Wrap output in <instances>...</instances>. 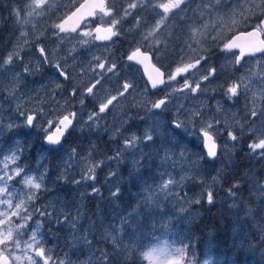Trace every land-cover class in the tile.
I'll use <instances>...</instances> for the list:
<instances>
[{"label":"rangeland","instance_id":"1","mask_svg":"<svg viewBox=\"0 0 264 264\" xmlns=\"http://www.w3.org/2000/svg\"><path fill=\"white\" fill-rule=\"evenodd\" d=\"M23 1L25 2V0ZM81 1L46 0L48 7L44 8L39 15L33 13L28 16L27 12L23 13L27 23L18 24L16 19L10 15L12 10L0 12V62L13 52L21 53L30 49L34 53V57L28 61V65L33 71L22 76L18 85H15L19 93L23 95V99H11L8 95V85L13 81L14 74L22 73L23 69L27 67L24 61L21 62L14 58L13 64L0 68V81L3 82L5 88L4 91H0V103L3 104L5 122H7V117L15 115L16 104H21L24 109L33 111L38 110L43 104L46 105V113L54 109H60V112H63L64 109L67 112L74 111L77 114V120H79V123L62 141V146L58 150H51L44 144L43 134L39 129V125L43 124L46 119L53 118L49 115L39 116L36 128L15 129L16 135L6 132L4 136L0 137V151L12 146L14 140H20L26 150L19 163L25 167L26 171L28 169H32L33 172L37 169L43 171L47 168V179L53 181L63 171L61 158H66L67 153L73 149L79 154L75 160L81 162L80 167L113 156L121 144V139L118 137L116 140H112L113 131L110 130L120 128L124 121H128L125 127L130 129V132L138 134L142 133L145 128L156 127L159 132V135L155 137L156 144L152 147H143L144 152L150 153L153 148H159L161 144L177 153L183 152L185 159L175 160L176 178L193 175L197 177L196 181L186 180L183 182V192L180 188L174 191L180 192L181 195L186 192L189 197H192L202 188L213 185L215 177L218 181L214 185L215 203L209 205L202 200L198 205L192 203L180 205L176 204L175 199L165 201L161 197L158 206L146 207L144 205L146 189L159 182L157 173L163 170L160 156L154 154L151 159L142 160L139 171L136 172L132 171L134 157L131 154H125L123 162L119 164L105 163L97 169L95 186L100 188L103 198L87 195L83 199L81 198L82 193L90 192L89 185L92 182L79 187L74 186L71 180L79 179L80 167H73L72 172L75 175L70 176L67 183L51 184L52 190L36 200L35 207L39 208L42 205L53 203L59 211L71 213L73 216L76 215L79 207L83 218L75 233L68 225L58 227L55 224H45L40 230L43 246L51 250L54 258L63 259L67 255L75 264H80L81 261L88 258L90 253L87 246L74 244V236H82L91 226L90 238L94 237L93 246L107 247L111 250L110 242L104 240L105 231H111L108 228L109 225L119 226L121 218L130 217L133 220V228H124L123 232L119 233L124 244L131 246L128 252L129 264H148L146 260H143L142 253L151 247L165 243L173 248L189 245L188 256L198 264H203L206 259L210 261V264H264V254H262L264 253V243H260V236L264 232L259 230L264 229V199L258 200L252 188L255 181L264 183V159L249 155L248 143L251 134L248 130L245 131L251 122L246 115L247 110L261 106L259 94L261 90H264V80L250 78L251 91L248 92L247 97L241 94L239 98L230 101L225 97L223 91L215 89L216 85L212 83L215 77L201 84L202 93L191 94L185 90L183 94H177L173 98L167 109L149 113L145 107L146 102L150 107L152 100L159 99L165 93H170L174 88L183 85L185 77L190 82L197 80L204 73L205 68L212 66V62L208 59L207 63L202 61L198 65L199 71L190 69L188 73L178 76L177 80L172 82L171 87L164 86L162 90L152 92L140 67L124 60L126 57L124 59L118 57L115 52V47L121 51L120 55L122 53L128 55L136 47L149 51L152 55L155 52L153 60L168 74L182 64L194 63L195 59L200 56L202 51L209 48L211 43L216 46H219L220 43L223 45L235 31L247 28L252 24H258L261 17L256 16L250 20H241L239 16L232 17L233 9L237 12L240 11L237 0H223L220 8L213 10L211 16H208L207 13L204 14L201 23L194 22L200 15L198 11L195 12V15L192 11L182 12L178 16H172L166 20L167 26L162 24L152 37H147L148 31L155 28L156 22L161 19L157 12H162V10L154 11L153 5L165 2V0H151V3L148 0H106L108 7L118 6L114 10V12L119 11V15L115 17L117 19L123 16V10L127 8L128 4H138V7L132 10V14L119 25L117 30L120 31V36L115 47L100 45L91 37H81L79 33L87 31L85 27L74 35H63V38L56 37L47 44H41L42 36L54 38L53 25L57 24L62 15L64 17ZM27 3H31V0H27ZM239 3H243V0H239ZM199 4L200 0H196V3L191 4L190 7L196 10ZM138 19L141 20L139 26H137ZM104 20L108 21L109 18L105 17ZM233 20L239 23L233 24ZM208 36L210 44L205 46L204 40ZM81 39L88 40L89 43L82 44ZM38 46H44L46 51L59 53L58 56L52 55L49 58L52 64L62 59L61 67L66 69L69 79H63L54 67L45 65L46 63L37 51ZM232 56L230 55V57ZM70 57H74V59ZM93 57L101 59L110 57L117 63V73L103 82V88L100 90L101 96L115 95L117 87L125 80H132L136 85V89L126 95L125 99H121L115 107L110 106V110L101 114L102 118L99 121L101 127L98 129H89L84 124L89 113L97 110L93 100L83 97L84 106L82 107L79 104L81 99L79 93L75 98L69 95L73 87L80 86L83 90V86L88 85L92 80L89 62ZM234 58L235 55L230 59L233 63L231 67H234ZM63 60H67L66 65ZM250 60L241 68L240 76L246 75L250 66L255 68L258 61H264V54ZM17 68L21 71H17ZM92 68H95V64H92ZM253 94L258 98L255 105L252 104ZM181 106L184 110H180ZM196 108L202 110L207 121H220L221 134L217 139L220 140V145H227L228 152L220 151L219 157L214 162L209 161L205 155L202 138L197 132L199 125L193 128L189 123L187 130H181L182 136H177L169 126L175 119L185 120L188 115L187 110ZM16 122L19 123V119ZM240 125H245L243 133L240 131ZM253 127L264 130V117L257 119ZM228 130L235 132L239 137L238 142H229ZM93 147L95 148L92 153L94 160H84L89 156V150ZM5 154L7 153L5 152ZM160 155H163L162 149ZM135 158H139L138 154ZM182 168L185 170L182 171ZM110 171L116 172V178H109L106 181ZM218 173H220L219 176ZM15 179L17 182L14 186L20 189V177ZM201 181L206 183L202 184ZM237 182L241 186L237 191L240 200L236 201L238 207L230 208L229 205L233 201L228 198L226 190ZM117 185L121 189L120 195L117 199L112 200L109 198V188L114 189ZM25 191L27 190L25 189ZM181 206L186 209L183 213L179 212ZM246 207L253 209L252 218L245 217ZM29 210H32L31 207ZM49 211L52 209L50 208ZM214 214L221 224L219 230L214 229L210 224V217ZM15 219L18 222V218ZM40 219L42 218L38 214L33 213V221L29 223L34 226V222ZM101 219L103 225L100 223ZM59 232L62 233L63 239L57 237ZM30 234L31 228L27 230L23 239L27 240ZM216 236L230 238L229 245L232 251L227 252L222 244H218ZM96 241H100V243H96ZM251 245H256V247H251ZM16 254L20 255L21 253L16 250ZM23 264H27V261H23Z\"/></svg>","mask_w":264,"mask_h":264},{"label":"snow or ice","instance_id":"2","mask_svg":"<svg viewBox=\"0 0 264 264\" xmlns=\"http://www.w3.org/2000/svg\"><path fill=\"white\" fill-rule=\"evenodd\" d=\"M151 3V0H148ZM223 0H200V4L196 10H193L190 5L196 3V0H165V2H160L153 5V10L161 9L162 12H157V15L161 16V19L156 22L155 28L148 31L147 37H152L154 33L161 28V25H165V21L170 19L172 16H178L180 13L189 12H199L200 15L195 19V23H201L204 18V14L207 13L211 16L213 10L220 8ZM240 11L232 10V17L239 16L241 20H250L253 17L259 16L264 17V0H243V3H239L237 0ZM48 4L46 0H31V3H27L25 0V6L13 7L10 15L13 16L17 23H27V19L23 17V13L27 12L28 16L33 15V13L39 15L44 8H47ZM138 4L130 3L127 8L123 10V16L119 19L115 18L119 15V11L114 12V6L108 7L105 4V0H98V3L94 4H80L76 8L75 12H72L70 16L61 20L60 23L53 25L54 35L59 36L60 33H77V29L80 27L79 21H87L85 16L95 17L99 15L102 22L108 23L107 28L97 26L92 31H82L79 33L81 37H92L93 40H103L112 41L113 37H119L120 31L117 30L121 22L127 18V16L132 14V10L136 9ZM87 9L86 13L84 10ZM79 14V16H78ZM247 14V16H245ZM73 17H78L77 22L68 27L69 21ZM108 17L109 20L105 21L104 18ZM141 23V20H137V26ZM239 23L233 20V24ZM207 27V25H205ZM59 31L56 32L55 30ZM195 32V30H194ZM245 36L249 38L255 37V40L249 39L244 41L242 44L239 43V36H233L231 40L223 44V49L225 51H231L234 48L240 49V55L235 57V64H240L243 57L246 55L245 49H247V54L253 55L255 53H264V39L259 37L264 35V19H260L259 23L252 26V31L244 33ZM82 44H88L89 41L81 39ZM37 51L40 54L41 59L45 63H49L54 67L58 75L63 79H69L66 69H62L61 62L57 61L54 65L49 59L52 55H59V53H52L51 51H46L44 46H38ZM74 51V49H73ZM157 52L159 49L157 48ZM156 53L154 52L153 55ZM15 59H22L18 52L10 53L5 60L0 62V68H5L14 63ZM74 59V57H70ZM150 60L148 51H141L139 47H136L134 51L127 56V61H136L138 64L145 65L147 69L146 62ZM207 63V57L198 56L194 63L182 64L178 66L174 71L167 74V79L164 78L165 74L160 72V69L154 68L156 73L159 75L154 78L152 75L148 76V83L152 89H157L160 86L171 87L172 82L177 80V77L181 73H188L190 69H198V65L201 62ZM66 65L67 60H63ZM92 64H95V68H92ZM117 63L112 61L110 57H105L101 59L100 57H93L92 61L89 62V71L91 72L92 80L88 85L83 86L81 90L80 86L73 87L69 93L70 97L75 98L79 93L81 99L79 104L84 106L83 97H88L92 99L96 105L95 111L89 113L87 121L84 122L85 126L89 129L101 127L99 121L101 120V114L106 113L111 107H115L116 103H119L121 99H125L126 95L131 94L135 89L136 85L132 80L123 81L116 89L115 95H100V90L103 88V82L108 80L111 75L117 73ZM33 71L30 67H25L22 73L14 74L13 81L8 85V95L11 99H23V95L19 93L18 85L19 80L22 76H26ZM217 76V69L215 67H207L204 69V73L199 76L195 81L190 82L188 78L185 77L183 85L179 88H174L172 92L165 93V95L159 99L152 100L150 102V107L148 102L145 103V107L149 113H153L155 110L163 111L167 109L168 105L172 102L173 98L177 94H183L187 90L191 94H197L198 92H203L201 84L203 82L210 81ZM255 77L256 80H264V61H258L255 68L249 67L246 75H242L231 82H228L226 87L220 85L223 89L224 95L228 100H234L239 98L241 94L247 97L249 91H251V84L249 79ZM59 87V86H57ZM3 82L0 81V91H4ZM214 91V90H213ZM54 98V97H53ZM258 102V98L253 94L252 104L255 105ZM259 102L261 106L259 108L252 107L247 110L246 115L250 119V123L247 125L248 132L251 134L250 141L248 143L249 155H255L259 159H264V130L257 129L253 127L257 119L264 117V90L260 91ZM45 106L41 105L38 110H28L24 109L21 104H16L14 108L15 115L13 117H7V122H5V117L3 115V104L0 103V137L4 136L6 132H11L14 135L15 129L36 128L38 125L36 123L39 116H53L52 119H46L43 124L39 125L40 132L43 134L44 144L48 146L51 150H58L62 146V141L66 134L75 127L79 120H77L76 112H67L66 109L60 112V109H54L50 112H45ZM247 108V104H246ZM180 110H184L183 106ZM219 110V109H218ZM59 113V114H58ZM66 113V114H65ZM188 115L185 120L181 121L175 119L169 125L173 132L177 136H182V129L187 130L189 123L193 128L199 125L197 129L198 134L203 140L204 148L206 149V157L214 162L218 157V151L228 152L227 145H218L216 142L217 137L221 134L219 130L220 121L210 122L207 121L202 110L200 108L188 109ZM19 119V123H17ZM128 121L116 128L113 131L111 137L112 140H116L118 137L121 139V144L115 150L113 156L106 157L105 160H100L98 162H92L85 164L84 167H80L79 161L75 158L79 155L74 149L67 153L66 158H61L63 171L55 178L53 181H48V169L45 168L43 171L37 169L33 172L32 169L25 170L19 161L26 150L23 143L20 140H14L12 146L6 150L0 151V264H23V261H27V264H75L70 257L65 255L63 259L56 257L54 258L51 254V250L46 249L43 246V241L40 238V230L45 224H55L58 227L63 225H68V227L75 233L78 231L77 226L80 224L83 218V213L80 208H77L76 215L71 213H65L59 211L53 203L47 205H42L41 207H35V201L40 199L44 193L51 191V184H61L67 183L69 177L75 175L72 172L73 167H80V177L79 179H72L71 183L74 186L79 187L82 184H88L92 182L89 187L90 192L82 193L81 198L85 195L87 196H98L103 198L101 190L96 187V171L101 168L105 163H121L124 160L125 154L133 155V172L139 171V166L141 161L144 159H151L152 155L160 156L162 171L158 172L159 182L154 186H148L146 189V195L144 199V205L150 207L153 205H159L161 202V197L165 201L169 199H175L176 204H200L202 200L209 205L215 203L214 199V185L218 183L217 179L213 178V185L202 188L199 193H194L192 197H189L186 192L181 195L180 192L174 191L177 188L181 189L183 192L182 184L186 180L196 181L197 177L193 176H180L179 179L175 175V160L185 159L184 153H177L172 149L166 148L163 144L159 148H153L150 153H145L143 147H152L156 144L155 137L159 135L158 129L156 127L145 128L142 133L138 134L136 132H130V129L125 127ZM245 125H240V131L243 133ZM130 133V134H129ZM227 136L229 142H238L239 137L234 131L228 130ZM161 149L163 150V155H160ZM95 148L89 150V156L84 158L87 161H93L94 157L92 153ZM5 152L7 154H5ZM138 154L139 158H135ZM230 154V153H229ZM195 166V163H193ZM171 167V170H170ZM182 171L185 169L182 168ZM223 171V170H221ZM220 173L217 175L219 176ZM16 177H20L19 183L21 185L20 189H17L14 185L17 182ZM115 179L116 172L110 171L108 173L107 179ZM202 184L206 183L201 181ZM240 184L233 183V185L228 188L227 194L228 198L233 201L229 205L230 208L238 207L236 204L240 197L237 195V191L240 189ZM256 198L264 199V183L260 181H255L252 185ZM25 189L27 191H25ZM120 187L117 185L115 188H109V198L115 200L120 195ZM31 207V211L29 210ZM52 211H49V209ZM186 209L181 206L179 212L183 213ZM33 213L38 214L42 219L36 220L34 226L30 224L33 221ZM131 216V214H130ZM253 209L250 207L245 208V217L252 218ZM15 218H18V222ZM103 225V220L100 221ZM94 224V222H93ZM259 227V226H258ZM31 228V234L27 240H24V235L27 234V230ZM108 228L111 229L110 232L105 231L104 240L110 242L111 250L107 247H94L93 238H90L92 227L85 231L82 236L73 237L75 245L87 246L90 255L85 261H81L80 264H129L128 262V252L130 245H125L123 238L119 233L123 232L124 228H133V220L130 217H123L120 219L119 226L109 225ZM264 232V229H259ZM115 233V235H114ZM100 243V241H96ZM260 243H264V234L260 236ZM23 245V246H22ZM251 247H256V245H251ZM189 245H183L182 247H171L167 243L163 245H156L149 248L147 251L142 253L143 260H146L148 264H198L192 257L188 256ZM16 250L20 251V255L16 254ZM32 254L29 255L28 253ZM264 254V253H262ZM203 264H210L209 260H204Z\"/></svg>","mask_w":264,"mask_h":264},{"label":"flooded vegetation","instance_id":"3","mask_svg":"<svg viewBox=\"0 0 264 264\" xmlns=\"http://www.w3.org/2000/svg\"><path fill=\"white\" fill-rule=\"evenodd\" d=\"M24 3L25 2L23 0H0V12L10 11V10H12L13 7H21V8H23L24 7L23 6ZM105 4L107 6V1L106 0H105ZM117 8H118V6L117 7L115 6L114 10H116ZM72 10L70 12H72ZM70 12H68V13H70ZM62 19H63V15H62V17H61V19L59 20L58 23H60ZM254 25H256V24H252V25H250L249 27H247L245 29L242 28V29H239V30L235 31L234 33H232L229 36V38L225 42H227L231 38V36L234 35L235 33H238V32H241V31L250 30V29H252V26H254ZM97 26L107 28L109 26V24L105 23V22H102L98 18V15H97V16L92 17L91 19L87 20V24H85V22H84L82 24V26L77 30V33L80 32L83 27H85V29L87 31H92ZM55 31L58 32L59 30L56 29ZM74 34H76V33H71V34L60 33L59 36L55 35L54 38H48L46 36H42L40 38V42H41V44H47V43L51 42L52 40H54L56 37L63 38V35H74ZM209 36L204 40L205 46H208L210 44L209 41H208ZM262 38L264 39V35H262ZM118 39H119V37H113L112 41H108V42H105V43H99V44L103 45V46L104 45H111L112 47H115V43L118 41ZM142 50L144 51V49H142ZM115 52L118 54V57H120L122 59H124L126 57L124 60L127 61V55H125L123 53H122V55H120L119 53L121 51L116 49V47H115ZM19 55L22 56L21 57L22 59H19V61H21V62L24 61L26 66L30 67L28 65V61H29V59L31 57H34V53L32 52V50L27 49V50L19 53ZM201 55L207 57V59L212 62V66L211 67H215L217 69V76L212 81L213 84L215 83V85H216L215 89H217V91H223V89L221 87H219L220 85H224L226 87L228 82H231L232 80H235L238 77H240L241 68L243 66H245L248 61L250 62L251 61L250 59H254L253 57H244L241 60L240 64H235L234 63V67H231V64H233V63L231 62L230 59L233 58L234 55H235V57L238 56V53L236 51H234V50L225 51L223 49V45L221 43L219 44V46H216L213 43H211L209 48H207V49H205L204 51L201 52L200 56ZM230 55H233V56L230 57ZM152 58H153V55H152ZM59 61L61 62L62 59H60ZM234 61H235V58H234ZM127 62L132 63L131 61H127ZM154 63L157 64L158 66H160L155 61H154ZM45 65L49 66L50 64L46 63ZM38 69H40L39 66H38ZM16 70L17 71H21L18 68ZM216 141L220 145V140L216 139ZM219 155H220V151H219Z\"/></svg>","mask_w":264,"mask_h":264},{"label":"water","instance_id":"4","mask_svg":"<svg viewBox=\"0 0 264 264\" xmlns=\"http://www.w3.org/2000/svg\"><path fill=\"white\" fill-rule=\"evenodd\" d=\"M94 3H98V0H84L81 4H89V5H91V4H94ZM78 7H79V5H78ZM77 7V8H78ZM75 10H76V8L72 11V12H75ZM86 11H87V9H85L84 10V12L86 13ZM71 12V13H72ZM71 13H69L67 16H65L64 18H66V17H68V16H70L71 15ZM78 16H79V14H78ZM63 18V19H64ZM87 18H90V17H88V16H85V19H87ZM264 19V18H263ZM77 20H78V17H73L72 18V20H70L69 21V24L67 25L68 27H71V26H73L76 22H77ZM82 23H83V20H81V21H79V24H80V26L82 25ZM250 31H252V30H250ZM244 33L245 32H241V33H238V34H236V35H234V36H239V39H240V41H239V43H243L244 41H246V40H249V39H252V40H255L256 38L255 37H253V38H249V37H247V36H245L244 35ZM260 38V37H259ZM232 39V38H231ZM230 39V40H231ZM261 39V38H260ZM97 41H99V42H104L103 40H97ZM233 50H237L238 52H239V55H240V49L239 48H234ZM142 51V50H141ZM245 52H246V55L245 56H247V55H249V54H247V49H245ZM258 54H261V53H255V54H253V55H250V56H256V55H258ZM149 56H150V60L149 61H147L146 62V64H147V69H146V67H145V65H141V64H138L136 61H133V62H135V63H137L138 65H140L141 67H142V70H143V73H144V75H145V77H146V79H147V82H148V76L149 75H152L154 78H156L158 75H159V73H156L155 72V70H154V68H153V66L155 67V68H158L157 66H155L154 64H153V62H152V60H151V54L149 53ZM159 69V68H158ZM160 72H162L163 73V71L160 69ZM148 85H149V87H150V83H148ZM163 86H160L159 88H157V89H152L151 87H150V89L152 90V91H157V90H159V89H161ZM67 135V134H66ZM66 137V136H65ZM203 148H204V145H203ZM204 151H205V153H206V149L204 148ZM208 159V158H207ZM209 160V159H208Z\"/></svg>","mask_w":264,"mask_h":264},{"label":"trees","instance_id":"5","mask_svg":"<svg viewBox=\"0 0 264 264\" xmlns=\"http://www.w3.org/2000/svg\"><path fill=\"white\" fill-rule=\"evenodd\" d=\"M210 224L212 225V227L214 229H218L219 230V228H221V224L218 221V219L215 216V214L210 217ZM57 237L60 238V239H63L62 233L59 232V235ZM229 239L230 238H227V237H224V236H221V237L220 236H216V240H217L218 244H222L225 247L227 252H231L232 251V248L229 245V243H230Z\"/></svg>","mask_w":264,"mask_h":264},{"label":"bare ground","instance_id":"6","mask_svg":"<svg viewBox=\"0 0 264 264\" xmlns=\"http://www.w3.org/2000/svg\"><path fill=\"white\" fill-rule=\"evenodd\" d=\"M45 73H46V72H45ZM45 73H44V74H45ZM40 75H41V74H40ZM249 164H250V163H249ZM139 204H140V203H139ZM136 205H137V204H136Z\"/></svg>","mask_w":264,"mask_h":264}]
</instances>
